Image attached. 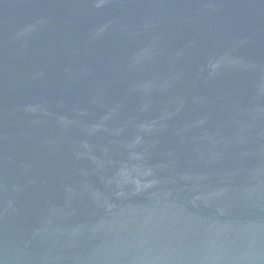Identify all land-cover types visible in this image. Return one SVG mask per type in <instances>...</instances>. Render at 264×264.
<instances>
[{"label":"water","instance_id":"obj_1","mask_svg":"<svg viewBox=\"0 0 264 264\" xmlns=\"http://www.w3.org/2000/svg\"><path fill=\"white\" fill-rule=\"evenodd\" d=\"M0 264H264V0H0Z\"/></svg>","mask_w":264,"mask_h":264}]
</instances>
